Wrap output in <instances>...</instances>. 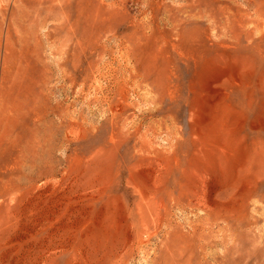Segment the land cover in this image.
<instances>
[{
    "label": "rangeland",
    "instance_id": "1",
    "mask_svg": "<svg viewBox=\"0 0 264 264\" xmlns=\"http://www.w3.org/2000/svg\"><path fill=\"white\" fill-rule=\"evenodd\" d=\"M0 264H264V0H0Z\"/></svg>",
    "mask_w": 264,
    "mask_h": 264
}]
</instances>
